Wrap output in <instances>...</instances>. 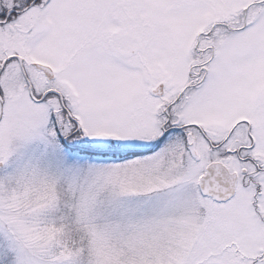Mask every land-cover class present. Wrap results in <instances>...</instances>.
I'll return each instance as SVG.
<instances>
[{"label":"snow or ice","instance_id":"obj_1","mask_svg":"<svg viewBox=\"0 0 264 264\" xmlns=\"http://www.w3.org/2000/svg\"><path fill=\"white\" fill-rule=\"evenodd\" d=\"M0 264H264V0H0Z\"/></svg>","mask_w":264,"mask_h":264}]
</instances>
